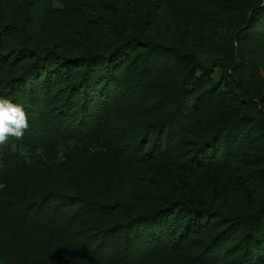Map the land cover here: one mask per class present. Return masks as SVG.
<instances>
[{
  "label": "trees",
  "instance_id": "trees-1",
  "mask_svg": "<svg viewBox=\"0 0 264 264\" xmlns=\"http://www.w3.org/2000/svg\"><path fill=\"white\" fill-rule=\"evenodd\" d=\"M22 2L31 31L42 14L58 25L45 53H0L17 68L4 80L16 93L2 94L29 120L0 145V236L13 231L0 264H264V200L253 203L264 187V0H0L2 17ZM226 9L242 34L202 54ZM87 27L107 39L76 52ZM218 60L232 72L216 89ZM209 94L213 116L201 120ZM110 200L111 227L76 229ZM32 230L41 238L26 250Z\"/></svg>",
  "mask_w": 264,
  "mask_h": 264
},
{
  "label": "rangeland",
  "instance_id": "rangeland-1",
  "mask_svg": "<svg viewBox=\"0 0 264 264\" xmlns=\"http://www.w3.org/2000/svg\"><path fill=\"white\" fill-rule=\"evenodd\" d=\"M22 6H24L23 2L20 4L21 8H19V7L14 8L13 12L9 15V17L8 16L2 17V11H0V13H1L0 33L3 31L2 29H5L2 33H5V32L11 33L10 36L4 37L2 39V41H0V53L5 54V51L9 47H12V46L13 47H20L22 45H26L30 49L37 48V49L43 50L44 53L47 52V48L45 49L44 48L45 46L43 47V43H44V45H45V43L47 44L50 41V39L52 37H54L55 27H57L58 22L56 20L54 22L52 15L47 14L48 15L47 16L46 14L45 15L42 14L40 16H36V17H34L32 22L41 20V29L39 32L34 31L35 32L34 33L29 28L30 25H28V18L27 17L25 18L24 12L22 10ZM221 7L223 8L225 6L221 5ZM210 9H211V7H210ZM235 11L236 10L230 9L229 11L227 10V12H225V13L222 12L221 16L223 17V19L222 20L220 18L218 19L220 22L222 21L221 28L220 29L216 28L214 33L210 32L209 38L208 37H205V39L203 38L204 41H202V44L197 45L198 51H200L202 54L209 56V54H213V53H216L218 51V50H215V49H217V47L215 48V46H220L222 48V50H224V51H222L221 49L219 50L222 52H225L229 49V43H227L228 37H226V34L228 32L231 34V31H230L231 29L234 30V32H237L238 35L242 34L241 33V27H239V24H241L240 20L235 21V22L233 21V28L227 24L228 23L227 20H232L236 16ZM250 14H251V12H250ZM209 16H213V13H208V17ZM238 16L240 18L244 19V16L243 17L240 16V13L238 14ZM38 18L40 20H38ZM6 21H8L10 23L9 26H7V27H6V24L4 23ZM109 22H111L110 19H109ZM176 22H177V24H176ZM176 22H175L174 26L180 24V21H176ZM102 24L104 26H108V21L105 20L104 17L102 20ZM6 28H7V30H6ZM190 32H192V34L194 35L195 31H194V29H192ZM106 33L107 32H105V30H100L99 28L94 29V28L87 27V31L80 33L76 37V39H79L80 41H78V40L76 41L75 38L72 39V43H73L74 47H79L77 49L78 51H76V52H82L83 50H86L85 48H87V46L90 45V43H94L96 41L104 42L107 39V36L105 35ZM222 33L225 34V38L223 37ZM86 35H87V37H86ZM207 38H208V40H207ZM258 38L259 39L264 38V33L263 34L260 33V35H258ZM87 42H89V43L87 44ZM236 42H237V40H236ZM237 43L235 44V46H237ZM3 46H6L5 48H7V49H3L4 48ZM26 46H22V47H26ZM72 54H76V53L72 52ZM226 55H230L229 52H227ZM255 55L256 54L252 55L253 59L256 58ZM0 60H2V62H0V93H1L0 95L3 96L2 92L6 91V90L10 91V94L12 93V95H14L13 93H16V92H13L12 89H7L4 80L6 78H8V75H10V74L13 75L16 72L17 68L13 69L12 67H8L7 69H3L2 67L5 65V61L3 60V58H0ZM222 60L223 59L221 58L220 62H222ZM8 62L12 63V60H8L7 64H8ZM236 62H237V60H236ZM28 63L29 62H26L24 65H26ZM218 63H219V60L217 61V63H214V64L212 62L209 63V66L211 67V69L216 67V70L214 72L213 78H211L209 80L208 86H210L212 88L216 87V89L220 88L219 86L221 85V82H222L221 74H224L225 77L226 76L228 77V76H231L230 74L232 72V68H231L230 64L228 66H225V68L224 67L220 68L219 66L218 67L215 66ZM20 69H21V67L18 68V70H20ZM226 73H228V74H226ZM217 81H218V85H216ZM67 87H69V86L62 85V87L60 88V94H62L63 96L66 94H70L71 90ZM64 91L67 93H64ZM206 100L208 101V109H204V110L202 109V112L200 114H198V117L200 116L201 120L209 119V118L212 119V116H213V105L212 104H213L214 100L210 96V94L208 95V98ZM262 100H263V98H262ZM262 100H259V101L261 102ZM263 106H264V104H263ZM195 118H196V115H195ZM239 142L242 143L244 141L240 140ZM240 143H238V144H240ZM256 154L258 155V153H256ZM245 155L242 158H245L246 157ZM256 190H257V193L255 194V196H253V203H255L257 205V208H260L262 206V201L264 200V187H260V191L258 189H256ZM115 201L116 200H114V201L112 200L111 202H106V205H105L106 207L103 208L102 214L100 216L94 217V218L90 217V218L86 219L82 224L77 226L76 229L86 231L87 229L88 230L94 229V226H95V228H97L100 231L104 228L111 227L118 219L117 216L114 217V215L109 211L110 210L109 206L111 204H114ZM239 206H240V208H245L244 203L240 204ZM89 209H94V208H89ZM95 209H97V207H95ZM2 212L6 213V211H2ZM39 217H41V216L39 215ZM36 223H38V226H41L40 222L36 221ZM97 229L94 230V232H98ZM2 234H4V236H5V237H3V235L0 236L1 241H2V247L3 246L9 247L10 245L9 246H7V245L9 244V242H10L9 239L11 238V236L13 234L12 225L9 228H8V226L3 227ZM98 237H99L98 234L93 235L91 237V239L94 241ZM40 238H41L40 233L38 231L32 230L29 233V235H27L26 238L24 240H22L21 247H24L27 250L31 246L37 244V242H38V240H40ZM112 245H114V243L111 244V246ZM90 251L93 252V249H90ZM23 254L25 255L24 251H23ZM24 255H23V258H24ZM21 257H22V255H21ZM4 263H5V259H2V264H4Z\"/></svg>",
  "mask_w": 264,
  "mask_h": 264
},
{
  "label": "clouds",
  "instance_id": "clouds-1",
  "mask_svg": "<svg viewBox=\"0 0 264 264\" xmlns=\"http://www.w3.org/2000/svg\"><path fill=\"white\" fill-rule=\"evenodd\" d=\"M28 128L29 120L23 107L0 96V145L5 144L9 137L22 139ZM3 187L0 185V188Z\"/></svg>",
  "mask_w": 264,
  "mask_h": 264
}]
</instances>
